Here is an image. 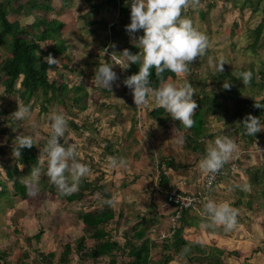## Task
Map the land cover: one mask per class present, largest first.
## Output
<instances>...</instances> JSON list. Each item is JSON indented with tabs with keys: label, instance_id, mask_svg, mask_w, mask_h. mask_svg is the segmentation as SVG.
<instances>
[{
	"label": "rangeland",
	"instance_id": "1",
	"mask_svg": "<svg viewBox=\"0 0 264 264\" xmlns=\"http://www.w3.org/2000/svg\"><path fill=\"white\" fill-rule=\"evenodd\" d=\"M123 1L131 4V0ZM256 1L200 0L197 7L184 13L210 39L207 55L189 65L190 72L186 79L195 89L193 99L200 96L202 88L209 95L214 93L217 97L216 111L206 119V133L211 135L199 141L201 150L198 152L184 142L185 128L179 122L170 118L169 127L164 130L150 117L151 106L135 105L131 90L123 83L122 76L126 70L118 64L124 59L121 54L125 49L124 39L122 36L113 38L108 27L113 22L120 24L117 8L101 3L97 11H90V3L99 4L102 0H48L51 9L47 12L10 14L9 17L16 18L21 25L30 24L40 17L62 20L64 26L61 36L68 47L64 53L55 57L59 62L55 64L56 68L49 69V75H60L73 87L47 104L46 111L40 109V98H32L28 102L31 104V117L16 121L12 113L17 110L18 103L23 102L17 93H6L0 84V179L8 187V195H0V264H20L26 258L25 253L30 264H45L40 260L35 261L38 259L37 249L44 253L52 251V264H63L58 257L64 243L70 242L73 245L75 239L85 235L86 250L96 244V240L85 232L79 213L101 206L105 198L97 191H86L80 200L68 201L57 197L59 190L51 185L44 174L46 165L39 184L35 186L26 184L22 179L30 175L32 167L29 169L23 164L21 170L17 166L18 172L13 174V178L20 179L27 186V197L15 195L11 186H8L11 180L7 178L5 168L21 164L12 155L16 137L20 134L31 135L35 142L33 151L39 157L40 149H43L51 132L49 115L53 112H63L70 117V139L79 144L81 162L91 168L90 174L83 179L104 184L111 194V208L115 216L105 224V229L111 238L118 241L119 249L114 255L119 264L128 261L131 257L127 253L130 247L139 246L141 242L134 238L135 226L138 227L140 222L144 225L151 216H155L157 222L146 230L144 238L147 237L151 243L149 254L154 264H168L171 260L165 261L168 256L176 260L169 264H200L199 260L186 257L196 251L195 244L198 242L190 243L188 240L194 238V235L202 242L199 245H204L203 253L210 246L223 248V264H264V131L260 132L254 142L249 143L235 131L238 122L232 117V101L224 100L221 96L229 94L259 99L264 95V90H260L257 85L259 70L264 68V25L255 46L251 47L255 41L253 30L262 22L264 10V0L254 5ZM128 40L132 42L130 34ZM51 43L49 40L43 41L41 46L44 48ZM107 45V51L113 53L117 60L105 51ZM9 53V44H1L0 62ZM221 58L227 61L223 73L216 68ZM105 63L113 65L119 77L112 85V92L92 83L95 70ZM242 71L252 72V80L246 86L234 77L235 73ZM219 74L222 77L217 79ZM213 76H216L220 85L224 81H231L237 93L231 94L218 87ZM184 79L168 78L165 82L170 80L183 83ZM15 86L18 88L19 84ZM75 96L79 97L78 100H75ZM220 107L228 111L227 116L220 111ZM124 115L131 122L128 132L122 125ZM225 135L238 144L229 160L235 162L234 169L237 170L232 173L228 170L229 162L225 164L227 176L214 188L212 199L228 202L238 210L237 227L229 232H225L223 227L214 230L206 228V221L201 215L203 207L188 212L187 217H191L192 226L183 231L188 245L179 247V251L174 253L172 237L160 238V234L167 232L171 211L164 204V190L167 186L160 185L158 181L159 174L169 169L164 159L166 156L171 158L170 167L178 174L192 170L196 161L204 156L206 145L218 136ZM106 140L109 147H105ZM110 151H114V154H108ZM109 157L123 158L127 164L123 167H110ZM248 170L255 171L263 180L250 184ZM244 184L251 186L250 191L237 187ZM32 192H36V195H32ZM40 227V241L37 243L32 239L30 244L27 243L25 237L34 234ZM191 234L192 237H189ZM231 250L236 251L237 255H228L227 252ZM84 259L72 251L67 264H105L108 261L107 256L95 260Z\"/></svg>",
	"mask_w": 264,
	"mask_h": 264
},
{
	"label": "trees",
	"instance_id": "2",
	"mask_svg": "<svg viewBox=\"0 0 264 264\" xmlns=\"http://www.w3.org/2000/svg\"><path fill=\"white\" fill-rule=\"evenodd\" d=\"M90 2L91 0H87ZM260 0L256 1L257 5ZM101 3H107L117 8L119 15V23L113 22L109 24L110 33L113 38L122 36L124 39L123 46L124 48L129 49L133 54L137 53L139 49L134 45L131 40H128V32L125 29V26L128 25L130 21V4L124 3L123 0H102L99 4H89L90 11H97ZM51 9V5L48 3V0H0V45L7 42L10 47V53L7 58L1 60L0 62V84L4 87L6 93H17L22 100L23 104L27 105L32 98H40L42 104L40 109L46 111L47 104H49L53 99L62 94L66 93L70 88L67 82H65L61 76L49 75V69L56 68L55 64L49 65L44 59L49 53L55 58L56 56L64 53L68 47L66 40L61 36V30L64 26L62 20L58 18L47 19L45 17L35 18L30 24L21 25L20 22L14 18L9 17L10 14L17 15L22 13L28 15L33 11H43L47 12ZM204 14H202V17ZM264 22V10L262 12V22L256 26L253 30V35L255 38L254 45L258 39ZM119 25V26H118ZM122 25V27L120 26ZM36 31V35H35ZM143 30L135 33V37L138 38L142 36ZM29 36V38H27ZM51 41L50 45L41 46L43 41ZM112 47L114 44L111 42ZM112 47L111 50H114ZM139 71L138 64H130L123 74V79L128 76L137 73ZM175 74L171 72L164 73V81L158 80L155 74V68L151 69L150 80L153 87H159L162 82H165L168 78H175ZM213 76L216 80V85L223 90H226L217 82V79L222 77V74ZM233 78V76H230ZM19 84L16 88V84ZM257 85L260 90H264V68L259 70V77L257 78ZM78 87H76L77 89ZM231 94H236V89L232 88L227 90ZM221 94V93H220ZM224 100L232 101V117L237 119V126L235 131H238L243 137H245L249 143L254 142L256 138L260 135V132L256 135L248 136L245 135L244 127L242 125L243 120L249 115L256 116L261 119L264 123V95L259 99H254L252 97L238 96V95H223L221 94ZM78 96H75V100H78ZM194 100L197 101L199 107L197 108L193 119L195 120V126L190 129H185L183 133L184 142L193 151H200L201 147L199 141L208 135L206 133V119L209 114H213L216 111L217 106V97L213 93L209 95L204 88L201 89L200 96L196 97ZM256 103L260 104L261 107H255ZM226 116L228 111L224 108H219ZM150 117L156 120L157 124L161 126L164 130H167L169 127L170 115L163 110L157 109L153 110L152 108L149 111ZM178 122V121H176ZM105 147H109V142L105 141ZM34 145L31 148L21 149V157L16 162L24 164L27 168L37 166L38 156L33 151ZM203 153V152H202ZM108 154L113 155L114 151H110ZM167 161V160H166ZM15 162V163H16ZM169 163V164H168ZM231 162L227 164L229 166ZM168 166L172 162L166 163ZM229 168V167H228ZM230 170V169H228ZM227 170V171H228ZM237 170V169H236ZM234 170V171H236ZM233 171V172H234ZM250 173V184H257L262 178L259 175L255 174V171L248 170ZM18 172L17 164H13L11 167L8 166L5 168V174L9 180H11V186L13 193L19 195L21 198L27 197L28 188L27 186L18 178H13V174ZM232 172V171H230ZM232 172V173H233ZM264 176V172L262 173ZM159 184L163 186H169V179L164 172L159 174ZM51 185H53L51 183ZM55 186V185H53ZM56 187V186H55ZM166 187V188H167ZM86 191L95 192L97 191L100 196L105 199H111V194L106 190V186L100 182L87 181L82 179L79 187V191L71 195H62L59 191L57 192V197L65 198L68 201L80 200L85 196ZM5 193L8 195L7 184L0 179V195ZM103 202V201H102ZM189 210H183L182 216L180 218V223L176 227L174 233L170 236L172 237L171 245L173 246L174 253L179 251V247H185L188 245L187 240L184 237L183 231L185 228L191 227V217H187ZM79 218L83 224L85 232L92 238L96 240V244L86 250L84 247L85 235H81L74 240L73 245L70 242L63 244V249L61 251L58 260L60 263L67 264L70 259V254L73 251L81 259H98L99 257L107 256L108 261L105 264H119L117 261L114 252L119 249L118 241L111 238L108 235V231L105 229V224L111 221L114 218V210L111 206L107 204H101L100 207L94 209H88L79 213ZM157 218L151 216L147 218V222L142 225L140 222V228L135 226L134 238L140 239L139 246L130 247L128 254L131 256L128 261L121 264H154V261L150 257L151 243L146 237V230L156 224ZM42 234L41 227L32 235L25 237V241L30 244L31 240L34 239L37 243L40 241ZM196 253H200L196 256L186 255L189 260H196L201 262L200 264H223V253L225 250L223 248H215V246H210L203 253V246L200 244H195ZM38 259L35 261H43L45 264H52L54 253L41 252L38 249L36 250ZM228 255L234 254L237 255L236 251H228ZM203 255V256H202ZM25 259L21 260L20 264H30L27 259V254L25 253ZM202 256L203 258H201ZM194 257V258H192ZM170 257H166L165 261H168ZM191 264V262L189 263Z\"/></svg>",
	"mask_w": 264,
	"mask_h": 264
},
{
	"label": "clouds",
	"instance_id": "3",
	"mask_svg": "<svg viewBox=\"0 0 264 264\" xmlns=\"http://www.w3.org/2000/svg\"><path fill=\"white\" fill-rule=\"evenodd\" d=\"M200 4V0H131L130 23L125 26L132 37V42L139 49L133 54L125 48L121 53L124 59L118 63L122 69L130 64H138L139 71L124 79L137 107L151 106L153 110L163 109L178 121L185 129L195 126L194 114L199 107L193 99L196 95L192 84L186 79L190 72L189 65L207 55L210 39L206 33L199 30L193 20L184 15L190 9ZM143 30L138 38L135 33ZM49 65L58 64L51 53L44 58ZM221 58L217 71L223 73L224 64ZM155 68L156 78L164 81V73L171 72L178 78H185L183 83L162 82L159 87H153L150 80L151 69ZM234 77L248 85L252 80L251 71L235 73ZM119 79L113 70V65L107 63L95 70L92 83L112 92V85ZM119 86V85H117ZM222 87L230 90L231 81H224ZM255 107L261 105L256 103ZM16 121H24L31 117V104L18 103L17 110L12 113ZM70 117L63 112H53L49 115L51 132L43 149H40L37 166L31 168L30 175L22 178L26 184L38 185L46 165V174L50 183L56 186L62 195H71L79 191L82 179L88 176L91 168L81 162L79 144L71 141L69 128ZM245 135L255 136L264 131L261 119L249 114L242 122ZM67 134V135H66ZM63 141V142H61ZM71 141V142H70ZM35 145L31 135L20 134L16 137L12 151L13 157L19 160L21 149ZM238 148L237 142L229 136H218L206 145V152L199 160V169L208 177V184L221 172ZM110 167L126 166L123 158L109 157ZM23 170L24 165H17ZM243 191H250V185H237ZM36 195V192H32ZM103 204L112 205L111 199H105ZM205 219V227L216 229L223 227L225 232L234 230L238 224V210L228 202H217L211 197H205L201 212Z\"/></svg>",
	"mask_w": 264,
	"mask_h": 264
},
{
	"label": "built area",
	"instance_id": "4",
	"mask_svg": "<svg viewBox=\"0 0 264 264\" xmlns=\"http://www.w3.org/2000/svg\"><path fill=\"white\" fill-rule=\"evenodd\" d=\"M109 45L106 46L105 51L115 60H117L116 56L108 52ZM232 163V164H231ZM229 164V171H234L235 162L232 161ZM227 176V170L225 167L218 173L213 179L211 186L208 184V177L203 174L201 187L198 190L188 192L186 190H182L177 184L170 183L169 186L164 190V204L169 206L171 211L169 213L168 221L169 226L167 232L164 234H160V238L171 236L176 227L180 223V218L182 216L183 210H193L198 207L203 206V202L205 197L213 196V190L218 185V183Z\"/></svg>",
	"mask_w": 264,
	"mask_h": 264
},
{
	"label": "crops",
	"instance_id": "5",
	"mask_svg": "<svg viewBox=\"0 0 264 264\" xmlns=\"http://www.w3.org/2000/svg\"><path fill=\"white\" fill-rule=\"evenodd\" d=\"M122 125H123V128L128 132L129 130H130V127H131V122H130V119H128V117L127 116H123V118H122ZM171 135V134H170ZM201 158H199L197 161H196V164L193 166V168H192V170H186L185 172H181V173H177V172H175V170H173V168H171L170 166L168 167L169 169L165 172L166 174V176L168 177V179H169V183L168 184H170V183H175V184H177L182 190H186V191H188V192H191V191H195V190H198V189H200V187H201V182H202V177H203V173L201 172V170L199 169V160H200ZM167 160V161H166ZM167 162H171V158L170 157H168V156H166V158L164 159V164L165 163H167ZM169 164V163H168ZM172 165V164H171ZM170 175H171V177H170ZM224 179V178H223ZM222 179V180H223ZM221 180V181H222ZM158 181H159V178H158ZM220 181V182H221ZM219 184V183H218ZM214 191V190H213ZM213 197V196H212ZM203 207V206H202ZM199 208H201V207H198V208H196V209H193V210H191L189 213H191L192 211H194V210H197V209H199ZM114 210V209H113ZM169 210H170V208H169ZM168 211V210H167ZM166 211V212H167ZM195 212V211H194ZM114 216H115V214H114ZM141 218L139 217V220H140ZM184 237H186V236H184ZM189 237H192V234L189 236ZM194 238H189L188 240H190L191 242L190 243H192V241H194V242H198L197 244H199V243H202L198 238H197V236L196 235H194L193 236ZM205 245H209V244H205ZM187 246V245H186ZM202 246H204V245H202ZM220 247H222V246H220ZM197 254H199V253H196V251H194V253L191 255V256H193V255H197ZM187 257V256H186ZM171 260L169 261V263L170 262H172V261H176L175 259H173V258H170ZM178 262V261H177ZM168 263V264H169ZM179 263V262H178Z\"/></svg>",
	"mask_w": 264,
	"mask_h": 264
}]
</instances>
